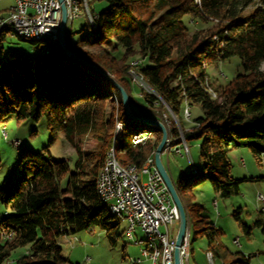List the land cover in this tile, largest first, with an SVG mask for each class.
I'll return each mask as SVG.
<instances>
[{
  "label": "trees",
  "instance_id": "16d2710c",
  "mask_svg": "<svg viewBox=\"0 0 264 264\" xmlns=\"http://www.w3.org/2000/svg\"><path fill=\"white\" fill-rule=\"evenodd\" d=\"M103 1L107 7L96 12L95 26H89L90 31L76 39L72 48L110 74L127 92L129 105L132 92L141 93L142 102L154 112L151 117L160 118L166 106L177 117L183 101L189 109L191 104L198 106L199 114L184 137L198 141L204 170L199 173L194 166L190 175L173 180L193 232L188 258L196 232L206 236L205 253L217 255L220 229L207 223L189 185L207 179L222 197L238 193L241 179L229 175L228 149L247 147L256 158L264 155V0ZM209 22L206 28L198 27ZM7 34L0 33V43ZM25 41L46 44L48 51L37 58L19 51L3 57L0 45V126L11 115L17 121H38L43 116L50 144L61 134L73 145L75 156L55 159L47 147L19 154L14 179L0 186V203L6 209L0 220V264L12 250L26 245L28 251L10 264H66L56 243L59 235L98 228L112 244L120 236L119 220L95 191L107 148L114 142L121 163L140 167L153 156L161 134L128 118L119 91L95 70L45 41ZM234 55L243 71L224 83L210 82L207 67ZM130 68L142 75L155 94L132 82ZM206 84L214 96L206 91ZM116 119L125 124L113 136ZM145 130L151 135L133 143L132 134ZM171 130L177 133L175 125ZM87 133L96 144L85 151L78 137ZM201 222L205 225L198 228ZM242 227L250 233L249 226ZM250 257L236 252L226 264H248Z\"/></svg>",
  "mask_w": 264,
  "mask_h": 264
},
{
  "label": "rangeland",
  "instance_id": "374dc122",
  "mask_svg": "<svg viewBox=\"0 0 264 264\" xmlns=\"http://www.w3.org/2000/svg\"><path fill=\"white\" fill-rule=\"evenodd\" d=\"M87 1L93 14L107 7V3L103 0ZM209 25L210 22L202 23L198 27L206 28ZM67 29L71 31V39L76 40L82 37L90 31L87 16L81 12L79 17L68 21ZM0 45L3 50V57H6L9 51H19L33 58L40 56V53L35 51L34 45L13 34L5 35L1 39ZM146 63L148 62L146 61ZM261 68L264 69V62H262ZM242 71L240 59L236 55L217 65L211 64L207 67L210 82L224 83L236 73ZM139 95L137 90L132 92L130 108L138 114L153 116L154 112L147 109ZM186 105V102L183 101L177 115L182 122H179L176 116V120H174L168 110L159 113V115L162 118L163 115L164 117L168 115V118H166L171 119L168 120L171 121L169 123L171 125H176L175 123L179 122L181 127L187 128L191 125L195 116L199 114V109L197 105L191 104L189 110L191 116L189 119H185L183 108ZM108 113L109 110H107V115ZM2 128L6 132V137L3 135ZM78 138L82 150H92L96 144V139L89 133ZM15 139L19 140L18 147L12 144ZM49 139L50 130L46 127L43 116L38 121L29 118L17 121L11 115L3 126H0V186L4 184L5 180L14 179L17 172V158L24 149L38 151L47 147L50 155L55 159L74 158L73 145L61 134L58 135L53 144H50ZM75 139L77 138L75 137ZM187 144L189 156L183 148L182 154L176 153L174 149L178 145L173 146L168 155L161 154V159L172 179H177L180 175H190V162L197 168L199 173L204 170V161L200 156L198 141L189 139ZM227 157L229 160V175L241 179L238 185V193L232 192L229 196L222 197L219 192L212 188L207 179L199 182L194 180L189 185L194 193L193 201L198 202L203 207L202 214L207 217V223H211L220 229V233L216 236L220 244L215 245L217 255H212L211 260H208L207 254L205 255L204 252L206 236L196 232V239L191 241L193 257L188 258V264H220L221 261L228 263L236 255V252H242L246 255L251 254L248 264H264V204L261 200H258V194H262L264 199V178H262L264 175V155L256 158L247 147H236L228 149ZM139 173V182H141L146 179L147 172H141V169H139ZM250 176L258 178L248 179ZM193 178L195 179V177ZM105 204L107 205L108 202H105ZM5 211L4 205L0 203V220L4 218ZM119 222L120 236L113 244L108 241L104 231L98 228L93 231L80 230L56 237V243L60 247L66 264H132L131 260L138 257L143 259L138 264H149L140 255L142 246L134 243V238L128 237L126 232L127 221L119 220ZM243 224L250 227L249 234L244 232ZM203 225L205 223L201 222L197 227L200 228ZM160 230H164L163 226H160ZM140 232L141 230L136 228V236L139 239H144V234ZM192 236L193 232L189 230V238L192 239ZM234 240H237L239 244H235ZM27 251V245L17 247L11 251L8 260L1 264L13 263Z\"/></svg>",
  "mask_w": 264,
  "mask_h": 264
},
{
  "label": "built area",
  "instance_id": "2783aa9c",
  "mask_svg": "<svg viewBox=\"0 0 264 264\" xmlns=\"http://www.w3.org/2000/svg\"><path fill=\"white\" fill-rule=\"evenodd\" d=\"M64 3L67 8V21L79 17L81 12H83L87 18L92 16V11L89 8L87 0H64ZM60 14V3L58 0H13V5L7 12V18L0 22V33L5 31V29H2V22H14V28L22 31V40H32V36L34 35H49L52 40H57ZM34 49L35 51L36 49L48 51L47 48L40 44L34 45ZM128 75L130 78H136V85L138 87L142 88L147 93H152L151 87L140 77L139 72ZM185 113L190 114L187 111H185ZM159 117L158 119L163 123V118L161 116ZM120 123L121 121L119 120V124ZM165 129L166 140H178V147L175 152L182 154L183 148L187 156H189L188 144L184 137V131L188 130V128L179 129L178 134L169 133L166 126ZM2 131L5 137L4 128H2ZM15 140L17 147L19 145V140ZM162 153L168 155L165 153V144ZM190 165H192V171H194V165L191 162ZM135 183L136 178H134L133 172L116 170V167L111 166L109 162V171L103 184L106 185L109 198L116 199L118 208L134 209V221H129L128 226H132V236L135 243L142 246L140 248V255L145 258V261L149 262V256L155 253V249L141 244L138 240V236H136V232H134V222H141L140 233L160 234L163 241L168 243L167 264H173V250L175 247L174 242L179 213L171 199L166 185L154 166L153 159L147 170L144 194H137L135 191ZM125 191H132L134 203H125ZM143 196H151V206H143ZM258 200H261L264 204V199L261 194H258ZM160 226H163V231L160 230ZM185 236H189V233L184 235L180 246L179 256L181 264L187 259ZM234 243L239 244L238 241H234ZM139 259L142 262L143 259L141 257H139Z\"/></svg>",
  "mask_w": 264,
  "mask_h": 264
},
{
  "label": "bare ground",
  "instance_id": "6f19581e",
  "mask_svg": "<svg viewBox=\"0 0 264 264\" xmlns=\"http://www.w3.org/2000/svg\"><path fill=\"white\" fill-rule=\"evenodd\" d=\"M77 1H82V0H77ZM96 17H97V14L92 13V16L90 18H88V24L90 27L95 26ZM5 18H7V13L4 16L0 17V22H1V20L5 19ZM59 18H61V14H60ZM2 29H5V32H7L8 34H13V35L17 36L18 38L22 39V31L14 28V22H2ZM32 40H35V41L36 40H40V41L42 40L43 42L45 41L50 45V47H53L54 49H56L58 51L57 40H52L51 37H49V35H34V36H32ZM40 45L45 47L46 44L44 45V44L40 43ZM36 51L39 53L46 52V51H43V49H36ZM136 62L137 61H133L132 63L134 64ZM128 73L134 74V73H137V71L130 68L128 70ZM140 77L143 79L141 74H140ZM131 80L134 84H136V78H131ZM205 89L207 92H209L211 95L214 96V92L209 85L206 84ZM151 91H152V93H155L152 88H151ZM140 95H141V93H140ZM111 97L113 98V100L116 103L117 98L113 92H112ZM166 110H168L170 112V114L172 115V117L174 118V120H176L175 114L167 106H166ZM189 110L190 109H189L188 105H186L183 108V114H184L185 119L190 118V114L185 113V111L190 113ZM165 116L167 117L168 115H165ZM166 117H164V115H163V123L166 126L167 131L171 134H175L171 130V128H172L171 126H174V125L169 124V123H171V121L170 122L168 121L171 119H167L168 117L167 118ZM124 124L125 123H123V121H121V123L119 124V120L116 119L112 135L117 136L120 132H122L124 129ZM175 124H176L175 127L177 129L176 134H178L179 129H184V128L181 127L179 122H176ZM146 130H148V129H146ZM146 130L134 132L131 136L132 142L133 143H138V142L141 143V141H143V139L146 138L147 135H151ZM5 137H6V132H5ZM112 139L114 140V138H112ZM113 143L105 151L103 162H102L100 168L98 169L96 179H95V191L100 196V198L102 199L103 202H108L107 207H108L110 213H112L117 220H125V221H127V223H129V221H134V209L118 208L116 199H110L109 198V196L107 195L106 185L103 184V181H104V179H105V177L109 171V162H110L111 166L116 167V170L125 171V172H133L134 178H136L135 191L137 192V194H144L145 180L139 182V178H140L139 169H141V172H147L148 167L151 164V161L153 159V156H148L147 158H145V161L143 162V164L140 167H137L134 163H131V162L121 163L119 161V159L116 157L117 154L114 152L115 149L113 147ZM12 144L14 146H16V140H13ZM175 145H178V140H165V153L168 154L170 152L171 148ZM176 149H174V151ZM191 170H192V165H191ZM125 203H134V195H133L132 191H125ZM143 206H151V196H143ZM136 228H139L141 230V222H134V232H136ZM126 232H127V235L129 238H133L132 226H127ZM143 234H144V239L138 238V240L141 242V244L155 249V253H152L149 256V264H167L168 263V243L163 241V239L160 237L159 233H143ZM234 241H237V240H234ZM134 243H135V240H134ZM235 244H238V243H235ZM188 248H189V236H185L186 256H188ZM206 254L208 256V259L211 260L212 253L210 251H207ZM140 262L141 261H140L139 257L131 260L132 264H138Z\"/></svg>",
  "mask_w": 264,
  "mask_h": 264
},
{
  "label": "water",
  "instance_id": "95a60500",
  "mask_svg": "<svg viewBox=\"0 0 264 264\" xmlns=\"http://www.w3.org/2000/svg\"><path fill=\"white\" fill-rule=\"evenodd\" d=\"M58 1L60 3V11H61V18H60V22L58 26V35H57V43H58L59 52L62 53L64 56L71 58L73 60H76L80 62L81 64L95 70L105 79H107L120 93L121 104H122L124 114L132 120L145 123V124H148L154 127L161 134L160 140L158 144L156 145V148L153 153V160H154V166L158 170L164 184L166 185L167 190L171 196V199L179 213L177 232L175 235V242H174L175 247L173 250V264H181L179 250H180V246L182 244L184 235L189 233L190 225H189V218H188L187 212L178 194L174 180L170 176L167 170V167L165 166V164L163 163L161 159L162 149H163V146L166 140L165 126L158 118L133 112L129 105V96L127 92L123 89V87L119 85V83L110 74H108L106 71H104L99 66L95 65L94 63L88 61L81 55L77 54L73 50V48H71L67 44V32H68L67 9H66L64 0H58Z\"/></svg>",
  "mask_w": 264,
  "mask_h": 264
},
{
  "label": "crops",
  "instance_id": "0c3cea01",
  "mask_svg": "<svg viewBox=\"0 0 264 264\" xmlns=\"http://www.w3.org/2000/svg\"><path fill=\"white\" fill-rule=\"evenodd\" d=\"M12 5H13V0H0V17L4 16L10 10ZM74 41L75 40L71 39V37H69V38L67 37V44L71 48H72V44H73ZM206 247H207V239H206V244H205V247H204V252H205ZM192 253H193V249H192ZM205 255H206V253H205ZM191 257H193V255ZM193 260H194V258H193ZM184 264H188V256H187V259L184 261ZM220 264H226V263L221 261Z\"/></svg>",
  "mask_w": 264,
  "mask_h": 264
}]
</instances>
